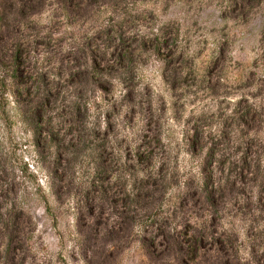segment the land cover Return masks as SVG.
I'll use <instances>...</instances> for the list:
<instances>
[{"label":"rangeland","instance_id":"rangeland-1","mask_svg":"<svg viewBox=\"0 0 264 264\" xmlns=\"http://www.w3.org/2000/svg\"><path fill=\"white\" fill-rule=\"evenodd\" d=\"M6 7L0 264L12 209L22 231L14 264H158L142 241L156 244L164 222L176 234L201 228L206 264H264V0H104L69 14L54 0ZM92 52L100 71L76 75ZM40 76L39 96L45 84L53 95L36 106ZM149 173L161 174L157 200H134L130 224L106 236L121 210L86 190L91 181L127 192ZM207 186L216 210L187 199Z\"/></svg>","mask_w":264,"mask_h":264},{"label":"trees","instance_id":"trees-1","mask_svg":"<svg viewBox=\"0 0 264 264\" xmlns=\"http://www.w3.org/2000/svg\"><path fill=\"white\" fill-rule=\"evenodd\" d=\"M13 1V0H12ZM6 3V5H3V1L0 4V11L7 6H11V2ZM16 2L22 3L23 1L28 0H14ZM104 0H54V2L58 5H60L68 14L77 12L82 8L87 7L88 5L96 2H102ZM241 2L243 0H240ZM6 7V8H7ZM10 10V9H8ZM3 15L1 14L0 17ZM124 44V43H123ZM118 45H115L114 47L117 48ZM92 51V50H91ZM12 53H9L8 56L11 57V62L15 63L17 60V52L11 51ZM97 55L93 54V52L90 55V62L89 65L86 66L84 62L82 63L81 67H79V71L75 73L76 75L81 74H88V70H90V73L96 74L98 71H100V68L103 66L101 65V62L96 57ZM116 59L119 61L121 60V55L117 53L115 55ZM75 75V76H76ZM82 78L79 79L80 81L83 80ZM93 77V76H92ZM90 76V78H92ZM93 79V78H92ZM38 80V81H37ZM36 80V106H39V104H45V100L49 97H52L53 91L50 84H45L43 88V95L39 96L40 92V85H42L45 81H43L42 76H40ZM95 80V79H93ZM41 93V92H40ZM76 113L74 115V120L78 117L77 112L79 111L78 108L75 110ZM77 123V122H76ZM98 129H92V132H97ZM94 136L93 133L90 134V136ZM105 159L104 157H98V164L101 166H105L104 163ZM152 174H144L143 177H141L136 184H138L136 189L134 190H127L126 191H116L112 190L106 191V188L103 186L95 185V182L91 181L90 186L88 187V191L97 192L99 195L98 197L102 198L104 201V206H116L118 205L120 207V210L118 212L116 225L112 226L110 229H106L105 235L111 236L113 234H116L118 230H115L119 228V225L122 224H130L133 210L131 206H133L134 200H138L140 202L146 203L147 200H157L156 193L158 192V189H156V186L160 184L161 174L159 181L157 179L153 178L151 176ZM162 181V180H161ZM188 200L192 202L193 204H201L203 206H211L214 210H216V194L215 190L210 188V186L203 187V188H193L192 191H188L187 195ZM122 202V203H121ZM148 205L145 204L143 209L148 210ZM193 208V207H192ZM203 209H207L206 207H202ZM101 209L99 208L98 211L95 210V208L91 205L89 207L88 214L90 217H92L94 220H101ZM124 210V211H122ZM21 215L19 214L18 210L15 209L9 210L7 213L6 218V224L4 228V249L2 252V257L4 258L5 263L7 264H14V258L19 257L20 252V244H21V235L22 231L20 229V218ZM186 223V222H185ZM186 225V224H185ZM189 225L184 226L181 234H176L175 232H172V228L167 227V223L164 222V227L160 231V233H155L154 236H159V240L157 243H153L152 241H142V247H143V253L145 257L158 264H165L166 260H171L175 264H192L193 261L194 264H206L204 253L202 252L205 245L203 242L205 241V236L201 233V228L196 229H190L188 228ZM88 231H86L87 233ZM89 233V232H88ZM94 234H97V231H93ZM90 234V233H89ZM207 248V247H206ZM1 255V252H0ZM198 260V261H197ZM197 261V262H196ZM103 264V263H101ZM218 264H227V262L224 260H220Z\"/></svg>","mask_w":264,"mask_h":264}]
</instances>
